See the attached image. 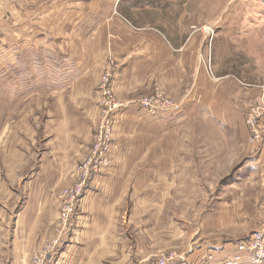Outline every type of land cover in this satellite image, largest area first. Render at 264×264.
<instances>
[{
    "label": "rangeland",
    "instance_id": "1",
    "mask_svg": "<svg viewBox=\"0 0 264 264\" xmlns=\"http://www.w3.org/2000/svg\"><path fill=\"white\" fill-rule=\"evenodd\" d=\"M128 1L148 4L146 16L141 17V26L160 30L175 46L193 47L184 49L187 52L184 61L186 64L193 61L195 68L188 70L180 89L176 88L174 94L167 86L153 84L139 94L125 95L126 97L116 93L113 85L116 75L114 73L110 86L115 98L124 106L114 111L113 115H107V107L100 90L103 70L113 60L118 67L120 66L114 57H106V62L101 66L98 75L92 73L87 78V82L98 78L97 82H93L90 93L84 95L81 101L77 99V103L73 105L77 114L83 118L81 121L83 126L85 124L81 135L72 134L77 139L76 152L79 154V151H83V156H78V163L75 168L69 170L68 176H80L79 168L91 161L94 150L99 146V137L109 123L112 127L109 162L102 173L89 174L90 179L81 196L84 197L85 191L91 185L94 187L100 185L92 184L94 178L110 176L113 169L118 177L134 176L133 183L120 181L121 183L115 184L119 192L123 188H126L127 192L126 210L121 223L131 222L128 223L132 225L131 245L139 247L145 245L147 256L151 255L150 258L157 259L160 263L173 254L188 253L192 238L203 236V229L208 239L217 241L216 238L219 236L214 227L218 223L215 216L219 204L231 203L234 195L242 193L240 187L244 184L239 182L236 186L234 183L246 159L244 152L247 144L251 145L252 142L248 129L249 135L245 140L238 130L241 132L243 126L248 127L246 116L251 106L262 108L259 122L264 130V0ZM184 53H179V58ZM41 57L35 56L34 71L19 65L17 86L11 87L10 74L6 73L0 87V127L4 129L3 135H0V177L9 185L24 175L21 169L31 168L34 162L48 156L47 148L51 147L49 141L57 144L55 140L57 135H54L50 126L47 129L49 111L57 112L63 107L62 103L55 101L60 93L66 92L67 100L73 95V91L68 88L49 86L47 77L55 84L62 78L59 79L58 72L53 70L55 68L48 67L53 66L52 58L45 56L42 62ZM28 80L33 82H27ZM194 81L195 89L198 88L197 83L202 82L198 83L200 87L198 89L205 93V104L188 105V95L193 92ZM157 93L167 96L175 105L173 110L150 112L143 105L142 99L155 97ZM12 95L18 96V99L12 98ZM220 96L224 98L221 102L218 101ZM32 100L38 101L32 104ZM226 102L234 108H242L239 111H244L245 114L241 121L230 119L229 111L224 110L222 105ZM128 105H134L139 110L130 111L127 118L122 117L121 114L129 107ZM29 108H34L31 118L34 120L31 121L30 127L24 128L19 138L13 140L10 128L22 122L23 117H20V113L26 115ZM149 115H154L155 119H149L146 127L139 125L146 122L150 118ZM150 129L153 130V134L148 132ZM221 133L227 135L221 137L219 135ZM117 134H120L119 140L127 144L128 152L121 151L118 146L115 147ZM84 137L88 138L89 142ZM220 139L224 141L221 142ZM178 142L177 152L175 150ZM85 143L88 144V148L84 152ZM155 146L161 150L157 151L156 155L161 154L164 166H150L149 161L152 159L149 158L137 165L141 154L149 153L148 151L142 153L140 147H148V150L156 149ZM262 146L264 147V143L259 144L260 148ZM172 149V156L176 159L174 161H171ZM120 157L121 160L122 157H125V160L131 159L135 164L124 169V173L121 174L118 173ZM16 159L23 165L17 174ZM178 159L184 160L182 164L180 161L175 162ZM25 165L28 166L24 167ZM261 174L264 175V172ZM75 182L67 187L73 188L78 181ZM100 186L107 188L108 183ZM69 188L62 190V197ZM153 194L158 195L160 199L153 200ZM257 202L255 207L249 208L248 200L243 199V217L253 230L250 234L243 233V236L249 235L248 238L261 231L264 223L262 214L264 199ZM143 203L145 206L150 205L151 209L141 208ZM138 209L140 214H134L133 212ZM4 213L0 214V222L8 226L11 217L10 215L5 217ZM58 219L59 215L55 224L56 237ZM140 229L143 231L142 234H139ZM211 253L216 255L207 252L199 254L192 262L187 260L184 263L204 264V259ZM132 255L141 259L143 252L134 250ZM184 260L185 258L181 262Z\"/></svg>",
    "mask_w": 264,
    "mask_h": 264
},
{
    "label": "crops",
    "instance_id": "2",
    "mask_svg": "<svg viewBox=\"0 0 264 264\" xmlns=\"http://www.w3.org/2000/svg\"><path fill=\"white\" fill-rule=\"evenodd\" d=\"M147 10V3H130L128 0H0V87L6 73L10 74L11 87L17 86L20 66L34 71V58L40 55L43 56L40 58L42 62L45 56L52 58L53 66L48 67L55 68L53 70L58 72L59 79L62 78L55 84L47 77L49 86L73 91L70 100L65 98L66 92L60 93L55 100L63 105L60 111H49L47 129L50 126L54 135H57V144L49 141L51 147L47 148L48 156L34 162L31 168L21 169L24 175L11 185L3 182L0 177V214L5 212V217H11L8 226L0 222L2 264H30L33 254L56 237L55 224L62 208V190L78 181L79 177L68 176V172L76 167L78 156H83V151H79V154L76 152L77 139L72 134L81 135L85 124L83 126V118L77 114L73 105L77 103V99L81 101L84 95L90 93L93 82H97L98 78L90 82H87V78L92 73L98 75L106 57H114L119 63L113 85L116 93L124 97L139 94L153 84L167 86L174 94L176 88L180 89L188 70H194L193 61L188 64L184 61L187 55L184 49L193 47L175 46L160 30L141 26V17L146 16ZM179 53H184L181 58ZM27 82L32 83L33 80ZM198 83L197 87L200 88ZM195 86L194 81L193 92L188 95V105L205 104L204 91L195 89ZM12 98L18 99V96L12 95ZM222 99L224 98L220 96L218 101L221 102ZM37 101L32 100V104ZM222 105L224 110L229 111L231 120H242L245 113L239 111L241 107L234 108L227 102ZM128 106L121 114L122 117L127 118L130 111L138 109L134 105ZM33 113L34 108H29L26 115L20 113L22 122L10 128L13 140L19 138L24 128L30 127L34 120H31ZM149 117L139 125L146 127L148 121L155 119L154 115ZM247 129L248 127L243 126L241 132L238 130L244 140L249 135ZM152 131L148 130L150 134ZM3 133L4 129L0 127V135ZM225 134L219 135L222 137L227 135ZM119 138L120 134H117L115 147L128 152L127 144L122 143ZM85 140L89 142L88 138ZM176 145L175 151L178 152L179 142ZM155 147L156 149L148 150V147H140L142 153H149L141 154L137 165L149 158L152 159L149 161L150 166H164L161 154L156 155L161 150L158 146ZM87 148L88 144L85 143L84 152ZM173 149L171 161L176 160L172 156ZM262 149L258 145L247 144L244 152L246 159L234 183L236 186L239 182L244 184L240 187L242 193L240 196L234 195L231 203L219 204L215 216L218 223L214 227L219 236L217 241L208 239L203 229V236L192 238L189 243L190 250L183 254L185 260L169 264H185L187 260L192 262L199 254L207 252H213L220 257L221 254L234 250L238 242L249 237L243 236V233L253 232L243 217V199L248 200L249 208L255 207L259 199H264V175H260L264 172ZM178 161L182 164L184 160L178 159L175 162ZM16 162L15 174L23 167L19 159ZM134 165L133 160L122 157L118 173H124V169ZM133 179L134 176L130 175L118 177L114 169L110 176L94 178L92 184L101 185L107 182L108 187L91 185L87 188L60 246L49 257L47 264H159L157 259L147 256L145 245H131L132 225L128 224L131 222L121 223L126 210L127 192L126 188L119 192L115 184L121 183L120 181L133 183ZM153 195V200L160 199L158 195ZM141 208L151 209V206L143 203ZM133 213L140 214V209ZM262 214L264 215L263 210ZM260 230L264 231V223ZM142 232L141 230L139 234ZM134 250L143 252L141 259L132 255ZM244 258L242 264H254L248 257ZM261 264H264V260Z\"/></svg>",
    "mask_w": 264,
    "mask_h": 264
},
{
    "label": "built area",
    "instance_id": "3",
    "mask_svg": "<svg viewBox=\"0 0 264 264\" xmlns=\"http://www.w3.org/2000/svg\"><path fill=\"white\" fill-rule=\"evenodd\" d=\"M207 32H211L207 30ZM113 60V59H112ZM113 60L103 70L101 79L100 90L103 93L105 106L107 107V115H113L114 111L123 108V104L115 98L113 90L110 86V81L113 78L114 73L117 72L118 66ZM143 105H145L150 112L155 111H171L175 106L167 96L163 93H157L155 97L142 99ZM261 107H250V112L246 116V123L250 133V140L252 144L258 145L264 143V130L261 126L259 119L261 117ZM111 133L112 127L108 123V127L99 137V146L94 150L91 161L88 164L81 166L80 176L78 182L73 188H69L63 197L64 205H62L59 211V219L57 223V237L46 243L43 249L33 254L30 264H47L49 257L60 246L61 239L63 238L70 220L74 215L79 200H82V193L85 186L90 179L89 174H100L103 172L104 167L109 162V154L111 152ZM263 147V146H262ZM264 149V147H263ZM91 171V172H90ZM90 172V173H89ZM244 257H248L251 262L255 264H261L264 259V231L256 232L253 237L246 238L237 243L235 249L229 253L221 254L220 257L213 255L212 253L206 256L204 264H242ZM177 259H183V255L173 254L169 258H165L160 261L159 264H169ZM0 264H2L0 259Z\"/></svg>",
    "mask_w": 264,
    "mask_h": 264
},
{
    "label": "trees",
    "instance_id": "4",
    "mask_svg": "<svg viewBox=\"0 0 264 264\" xmlns=\"http://www.w3.org/2000/svg\"><path fill=\"white\" fill-rule=\"evenodd\" d=\"M136 3H141V1H139V2L136 1Z\"/></svg>",
    "mask_w": 264,
    "mask_h": 264
}]
</instances>
